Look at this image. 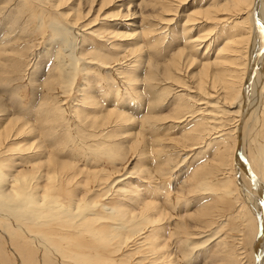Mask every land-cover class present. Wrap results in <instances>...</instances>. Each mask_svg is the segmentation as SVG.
Returning a JSON list of instances; mask_svg holds the SVG:
<instances>
[{
	"label": "rangeland",
	"instance_id": "rangeland-1",
	"mask_svg": "<svg viewBox=\"0 0 264 264\" xmlns=\"http://www.w3.org/2000/svg\"><path fill=\"white\" fill-rule=\"evenodd\" d=\"M222 1L185 0L177 13L166 15L173 18L167 27L177 31L179 21ZM113 2L105 10L113 11ZM45 3L46 0H0V38L4 28H10L8 37L12 38L13 46L22 48L23 52L14 53L17 63L15 72L9 76L10 83L2 82L1 79L8 76L0 74V104L3 103L0 108V187L15 189L9 182L26 173L29 167H36V180L24 186L22 193L28 195L29 188L37 184L33 192L38 193L34 198L39 204L45 203L44 209L49 216L45 221L50 220L52 224L47 227L48 231L62 236V256L67 261L64 264H256L253 245L259 215L250 200L257 195L249 178L237 170L231 160L234 147L240 141L244 168L250 167V172L264 187V67L261 73L256 69L252 77L254 83L258 77L255 89L258 97L255 103L252 100L248 103L249 108L245 107L242 95L237 100L230 99L237 86L228 96L222 82L212 84L208 76L204 79L198 73L199 61L204 58L201 55L206 52L208 58H205L211 61L222 39L228 36L224 34L228 26L242 21L245 14L235 19L229 12H217L222 19L226 14L227 23L208 21V24L199 22L191 26L189 41L198 35L205 36L199 53L193 54V62L180 73V80L168 84L167 92L164 91L165 101L157 112L163 120L140 121L149 113L147 106L140 108L143 112L135 110L131 90L123 87L113 68L82 59L84 55L101 58V54L106 53L111 60L120 58L115 66L120 67L119 72L131 73L135 51L133 37L115 40L102 34L112 28L111 23L101 17L87 25L92 14L75 26H69L58 15L64 13L63 10ZM255 12H251L250 19L256 22ZM148 13L150 10L143 9L135 26H142L144 22H139L143 15L149 17ZM262 14L264 17V7ZM197 15L196 19H204L202 14ZM54 22L63 27L65 39L71 40L74 46L72 57L77 55L75 59L81 58L80 63L79 60L75 65V59L62 52L58 36L51 32ZM123 23L130 22L125 19ZM246 26L250 27V20ZM262 26L264 29V24ZM128 32L131 33V29ZM237 32L241 34L242 30ZM169 37L163 42L160 39L159 43L152 40L151 44H159L157 49L150 48L147 39H140L139 45L143 50L156 53L161 60L162 54H167L165 47H168ZM252 37L231 56L235 59V64L228 66L235 72L233 85L237 84L235 77L241 76L249 58ZM206 45H209L207 51ZM175 47L180 50L182 46ZM84 65L91 80L90 89L96 91L103 108L118 113L123 110L120 107L123 101H131L129 110L136 115L133 121H119L117 117L104 119L102 113L79 101L89 90L80 72ZM69 69L71 72L67 73ZM63 70L67 71L68 80L58 77V82H54L56 87L52 84L49 90L39 84L52 71L57 74ZM155 70L160 75V69ZM210 72L212 70L208 74ZM151 91L159 93L155 86ZM115 95L120 99L113 105L110 99L115 100ZM178 104L185 106L182 113L172 114L171 110ZM91 119L96 122L87 129L85 126ZM35 143L42 147L44 156L37 160L38 163H34L35 150L29 148ZM115 143L120 147L111 149ZM51 156L71 164L70 173H75V179L68 182L67 173L55 167ZM39 209L40 206L34 207V214ZM15 215L19 216L22 226L26 224L22 213ZM2 239L0 235V257L3 256L0 264H12L13 261L4 260L6 251L2 249ZM66 240L72 246H66Z\"/></svg>",
	"mask_w": 264,
	"mask_h": 264
},
{
	"label": "bare ground",
	"instance_id": "bare-ground-1",
	"mask_svg": "<svg viewBox=\"0 0 264 264\" xmlns=\"http://www.w3.org/2000/svg\"><path fill=\"white\" fill-rule=\"evenodd\" d=\"M112 1H114L112 4V6H114L113 11L105 10L107 9V7H109L107 5L111 4ZM116 2L119 4H117ZM46 3L50 4L52 7H55L58 10H61V11L63 10L62 12L64 13L60 12L58 13V15L64 20V23L68 24L69 26H75L78 22H80L82 18H86L90 14H92L91 15L92 19L90 20V22L87 23V25H92L94 22H96L101 17L104 19H108V22L111 23V27L113 29L111 28L110 30H104L102 34H107L106 36H110L114 38L115 40H118V39L126 40V38L133 37L131 41L133 42L132 46L135 47V51H133L134 65L132 66L131 73H123V71L119 72L120 67L115 68V66L117 65L116 62L120 61L119 60L120 58L111 60L109 55H106V53H102L101 58L100 57L98 58L95 55L94 57L89 58L88 55L86 56L84 55L82 59H85L87 63L91 62L92 60L96 61L97 63L100 64V66H104V68H106V66H108L109 68H113L114 75L116 77H119L118 79H120L122 84H124L123 87L127 88L128 90H131L130 94L131 93L133 94V98H132L133 102H136V107L138 108V109L135 108V110L138 112L141 110L140 108L142 106L143 107L145 105L147 106L149 113L143 115L142 120L140 121H149L147 119H150V120L155 119V121L163 120V118L159 116L157 112H158V109L162 108L161 104L165 101V97H166L165 92H167L168 90L167 89L168 84H170L171 82H177L180 80L181 78L179 77L180 73H183L182 72L183 69L185 71V67L191 66L193 62V58L195 57V55L193 54H196L198 52L199 46L202 45L205 39V36L201 37L200 35H198L195 40L189 41L190 39H189L188 33L192 30L191 28H193L191 26H194L195 24L199 22H202L203 24L204 23L208 24V21H210V23L211 21H215L216 24L218 23L221 24L222 22L225 21V18H226L225 15L227 14V12H229V15L230 13L233 14L231 16L235 19L239 15L245 14L246 17L242 21L237 22V23L232 22L235 24H233V26H228L229 29L227 30V33L224 32V34H227L228 36L225 37L226 40L222 39V44H220V48H216L215 57H213L211 61L210 59H207L208 54L205 55L206 52L203 55H201V56H204V58L201 61H199L200 70L198 73H200V75L203 76L204 79L208 76L212 84L216 82L218 83L222 82V84H224V86L226 87L224 89L228 92L227 94L228 96H231V94L233 93L232 90L234 86L235 87L237 86V89H236L237 91L234 90L235 93L230 99L233 100L235 98V100H237V97H239V95H242L243 99L242 97L241 99L244 101L245 107H248V103H250L251 100L253 101V103H255L256 97H258L256 96V93H255L257 92L255 91V89L258 86L256 85V83L259 84L258 77L256 78V80L254 79L255 83L252 81V77L256 73V69L258 70L259 68V71L261 73V71H263L262 68L264 67V29L262 26L264 24V17L262 16L264 0H223L222 3L218 2L215 4H211L210 6H208L207 9L200 10L201 13H196V15L202 14L204 19H201L202 18L201 16H200L201 18L199 17L200 19H196V15L192 14L191 16H188L185 19H183V21L178 22L177 31H173L172 29L167 27V24L172 23L173 18L167 17L166 15H171V14H168L170 12L177 13V10L185 3V0H126V1L125 0H50V1L46 0ZM145 8L150 10V13H148V15L150 14V16L149 17L146 16L147 14H145V16L143 15L142 21L139 22V23L144 22L143 25L142 26L138 25L139 27L135 26L138 24L139 15L141 14L142 10ZM229 8L233 9L232 12L231 10H229ZM121 9H123V11ZM253 10L256 11L255 14L258 16V17L254 16L255 18H257L256 20H258L256 22L252 21L253 20L252 18H251L252 20L250 19V15H251V12H253ZM223 11H226L225 12L226 14L224 13L225 15L222 16L223 19L221 17L218 18L217 12L223 13ZM125 19L129 20L130 23L124 24L123 20ZM116 20H120V22L119 21L115 22ZM226 20H228V18ZM248 20H250V27L246 26L248 25ZM7 21L8 20H6V22ZM57 23L54 22L51 24V27H50L51 32L56 37L58 36L59 39L57 38L58 40L57 39L55 40H57L58 44L60 45L62 52L66 53L65 55L68 54L69 56L71 55L72 57L73 55L72 50L74 46L72 42H70L71 40L69 41L66 40L67 38L64 37V33L62 31L63 27H60L59 25H57ZM225 23H227V21H225ZM164 24L166 26H163V27L160 26ZM165 28H167L165 33H157V32H162V30H164ZM4 29L5 30L1 32L3 34V37L0 38V74L2 75L4 73L5 75L8 76V78L1 79L2 82H7L8 84L12 81L11 79H9L10 78L9 76H11L13 72H15V64L17 63V60H15L13 57L14 53L22 54L23 52H22V48H19L17 46L14 47L13 46L14 42L12 38L8 37V35H10V28H7V29L4 28ZM130 29L132 31L131 33L128 32V30ZM136 29H140V31L139 32L137 31L136 33ZM240 29L242 30V33L237 34L238 33L237 31H239ZM65 34L67 35V32H65ZM169 34H171L172 36ZM168 36H170L169 37L170 42L169 43H167L168 41L166 42L168 44V47L164 46L166 49L165 52H167V54L166 53H164L166 55L162 54L163 57L162 59L160 57L161 60H159L156 57V53H150L148 49L143 50V47L139 45L140 39H147L149 47L157 49L158 47L157 44L160 42V39L162 41L166 39ZM251 36H253L252 37L253 38L252 50H250V53H249L250 55H247L249 56V58L247 60V63L245 62V65L243 67L244 70L240 74L241 76L235 77L237 79V82L235 81V83L237 84L233 85L232 81L235 76L234 75L235 72L230 70L231 68L228 66L234 65L235 59L233 60L231 56L234 53L238 52L239 48L242 45L248 44V42H250L249 39ZM152 40H155V42H158V43L151 44ZM218 41L220 42V40ZM214 43L215 42L210 43V44L214 45ZM179 44H181L182 47L180 50H176L177 47L175 46ZM160 45H162V43H160ZM209 45L205 46L206 51ZM121 46L122 44H120V47ZM112 47H117V46L113 45ZM145 47L148 48L147 46ZM89 55H93V54H89ZM76 56L72 58L75 59ZM205 56H207V58H205ZM76 59L75 61L72 60V62L73 61L75 62V65L78 63L79 60H80L79 63L81 62V58L78 57ZM82 64L84 63H81V65ZM212 67L214 68L212 69ZM158 68L160 69L159 72L161 76L158 75V72H157L158 70L157 71L155 70ZM74 70H75V67H74ZM211 70L212 72L208 74L209 71ZM52 72L46 76V78L44 79L42 83H39L41 84L42 88L46 87L49 90V87L51 88V85L52 84L54 85V82L56 83L58 82L57 80H58V77L60 76L63 77L62 79H65V78L67 79L68 78L67 73H70L71 70L69 69V72L65 70V72L67 73H65L64 70H63V73L58 72L56 74L55 72V74H53ZM80 72L82 73L81 75L83 76L84 82H86L87 85L89 86V90L86 93V95H84L81 98V100H79L82 104L88 105L89 107H93L95 112L102 113L104 115V119H106L105 117L107 118L117 117L119 121H124V122L133 121L135 119L134 116L136 115L132 114L131 111L129 110V107H130L129 105L131 101L126 102V103H124L123 101V103H121L120 105V107L121 106L123 107V110L118 113L115 112V110L114 112H112L111 109L107 110L106 108H103V106L101 105L103 102L100 103L101 100H99V97L97 96L96 91H91L90 89V86H92L90 85L91 80L86 73L85 65L82 67ZM257 75L259 76L261 74L258 73ZM229 78L231 79L227 80ZM154 82H156L157 84L154 85L153 84ZM67 83H70V81H67ZM161 85H163V87L161 90H159ZM154 86L157 89V91H159V93L156 94L155 92L151 91L154 88ZM46 88L45 90H47ZM105 96H106V93H105ZM146 96H149V97L146 99ZM118 99L120 98L116 96L115 100L113 98L112 100L110 99V101L114 105L116 101H119ZM2 104L3 103L0 104V108H2L1 107ZM123 104H125V106ZM155 104H156V108H155ZM176 106H177L176 109L171 110L173 111L172 114L182 113L183 111L182 108L185 106L180 105V104ZM143 110H141V112H143ZM155 112H156V115H154ZM244 116L245 115H243V117ZM81 117L85 121L84 116L80 115V118ZM177 119H179V116L177 117ZM89 121L87 123V126H85L87 129L93 126L92 123L95 124L96 122L95 119H91ZM23 125H25V123ZM5 131H7V129ZM262 139L264 140V135ZM241 144L242 143H240L239 141L238 144H236V146L234 147L233 159L231 161L233 162V165L237 170H240L246 174V176L251 181V185H252L254 192L257 195L256 197L251 196V200H250L252 203L251 206L253 210H257L258 211L257 213L259 215V227H258V231L255 237L253 249H254V254L256 257V261H257L256 264H263V256H264V190L263 188L264 187H262L261 183H259L260 180L257 178V176L254 175L252 171L250 172V170L248 169L250 167L245 166L244 168L243 160L241 158L243 154L241 153L242 152ZM119 145H120L119 143H115L110 148L115 149L117 147H120ZM32 147H33V150H35V152L33 151L34 156H35L34 163H38L37 162L38 159L42 157L44 158L43 151L41 149L42 147L39 145V143H35L31 145L29 148H32ZM55 158L51 156V159H54V161L57 163V164L54 163L56 165L55 167L59 168L61 173H62V170L67 173L66 175L68 176L66 180L68 182L69 181L71 182L72 179H75V173L74 172L70 173L72 169V166L70 167L71 164L69 163L65 164V162H60V161L55 160ZM49 160L50 158H48V161ZM29 169L30 171H28ZM29 169L27 171L25 170L26 173H22L21 176L19 175L17 179L13 177L15 179L13 180V182L11 183L9 182V184L15 185V189L8 190L6 188L0 187V209L5 210L2 212L0 211V218H3L4 220V221L0 220V235L3 237L2 239L3 248L2 249L6 251V255H5L6 258L4 260H7V261L11 260L13 261L14 264H33L34 261L37 264H50V262H54L55 264H64L67 261L65 257L62 256V240H61L62 236L59 235V233L50 232L51 230L48 231L47 227L51 226L52 224L49 222L50 221L49 219H48L49 221H45V219L49 218L48 213H46L44 209L45 203L41 202L39 204L38 200L34 198V195L38 193V192L36 193L33 192L34 189L37 188L36 187L37 184L32 185L31 188H29L31 192L29 191L30 193L28 195L22 193V191H24L22 190L24 186L26 185L28 186L29 183H31L33 180H36L34 176L36 167L31 166L29 167ZM59 170H57V172ZM261 172L262 170L259 173ZM12 188L14 187L12 186ZM18 190H21V191H18ZM39 206L41 207V209H39V211L37 210L38 211L37 214H34L33 208L39 207ZM7 211H9V214L6 213ZM50 211H52V209H50ZM63 211H65L66 213L67 208L65 207ZM15 213H17L18 215L19 213H22L23 215V216L21 215L22 220L26 224L22 226L20 220L17 218L19 216L15 215ZM42 226L44 227V229H42ZM15 228L19 229L20 231L13 230ZM1 229H4V230H1ZM64 244L68 247L72 246L68 242V240H66V243ZM33 252H35L34 254L36 255H34ZM0 259H3V256H1Z\"/></svg>",
	"mask_w": 264,
	"mask_h": 264
}]
</instances>
